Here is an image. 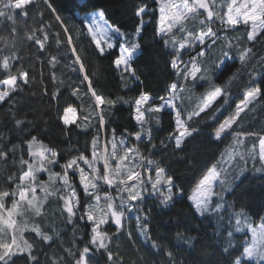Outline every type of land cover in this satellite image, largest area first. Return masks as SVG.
Instances as JSON below:
<instances>
[{
  "label": "snow or ice",
  "instance_id": "6c2138e0",
  "mask_svg": "<svg viewBox=\"0 0 264 264\" xmlns=\"http://www.w3.org/2000/svg\"><path fill=\"white\" fill-rule=\"evenodd\" d=\"M131 7L126 31L87 2L66 17L57 0H0V264H264V203L253 211L238 183L264 174V0ZM149 25L162 89L135 66ZM89 50L135 95L112 94ZM158 215L171 235L153 236Z\"/></svg>",
  "mask_w": 264,
  "mask_h": 264
},
{
  "label": "trees",
  "instance_id": "16d2710c",
  "mask_svg": "<svg viewBox=\"0 0 264 264\" xmlns=\"http://www.w3.org/2000/svg\"><path fill=\"white\" fill-rule=\"evenodd\" d=\"M57 2L61 6L62 14L67 16L72 15L73 13L77 17H81V15H84V12L81 11L83 6L85 5V2H87L88 5V11L93 10V6L96 8H103L106 10V18L109 19L110 22H115L118 25H122L124 27V30L131 31L132 29V4L136 2V0H57ZM71 23V22H70ZM143 42L144 46L146 48V52H151L156 54L153 51L152 48V26L149 25L144 32L143 35ZM159 55H164L163 53H160ZM86 63H90L89 71H94L96 68H102L104 70V76L107 77V79L102 78V83L111 91L114 95L124 96L125 98L131 97L132 95L128 94L131 91L128 90H121L118 87V82L116 80H113L111 78V74L107 71V61L103 58L98 57L94 51L89 50L87 53V60ZM237 64L235 67H238ZM235 67L226 70L225 76L230 74L232 71H235ZM199 91H203V89H200ZM113 126L117 127V131H120L123 127H130L131 122L128 120V109L126 105L118 106L117 110L115 111L113 117ZM259 127V125H257ZM168 127V121L167 118L164 120V131L158 133L159 138H164L167 135V132L169 131ZM61 139H53V143L59 145L61 148L66 147V144L61 143ZM84 137L80 138V143L83 145L84 143ZM223 147V146H221ZM205 149H210V152H206V154H202L199 157L196 158L195 163L197 165H200L204 163L206 160L210 159L212 155L216 153V146L212 144H206ZM168 159H171V156L167 157ZM173 168H178L180 171L177 173L178 175H190L189 170H187L184 165L182 164H173ZM241 185V191H244L246 195V200L251 204L252 210L256 211L258 210V207L261 203H264V174L261 173H251L246 172L243 176L240 177V181H238ZM229 199H232V197H228ZM188 201L185 199L183 204L177 205L178 208L187 206ZM148 206H152V201L148 202ZM175 213H164L162 214L163 220H167L169 216H174ZM154 224V231L153 236L155 237L157 233H168L171 235L167 227L161 226V216L158 215L156 219L153 221ZM192 227H196L199 222L198 221H192L191 222ZM211 229H205L204 227L199 228V232L192 231V235H200L203 243L205 245H213L215 243L214 239L210 236ZM238 236L241 234H237ZM124 247H127L126 245ZM144 251L143 249L141 250ZM207 251L211 252L213 249L209 247ZM181 255H187V253L182 252ZM22 264V262H21ZM247 264H255V262H247Z\"/></svg>",
  "mask_w": 264,
  "mask_h": 264
},
{
  "label": "rangeland",
  "instance_id": "374dc122",
  "mask_svg": "<svg viewBox=\"0 0 264 264\" xmlns=\"http://www.w3.org/2000/svg\"><path fill=\"white\" fill-rule=\"evenodd\" d=\"M166 61L167 57L165 55L146 52V54L137 62L135 66L144 72L145 75L141 78L144 79L145 85L148 88L162 89L165 87L166 83L170 82ZM128 94L134 96L135 92L131 91Z\"/></svg>",
  "mask_w": 264,
  "mask_h": 264
}]
</instances>
